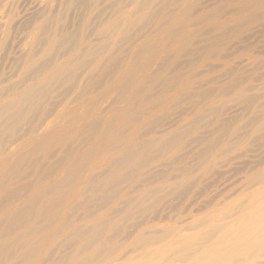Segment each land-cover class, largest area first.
<instances>
[{"label":"bare ground","instance_id":"1","mask_svg":"<svg viewBox=\"0 0 264 264\" xmlns=\"http://www.w3.org/2000/svg\"><path fill=\"white\" fill-rule=\"evenodd\" d=\"M133 1L134 14H117L107 29H101L107 39L98 47L83 49L81 40L75 45L69 37L56 39L50 50L61 52L62 60L38 69L37 79L22 90L4 99L0 96V264H14L15 253H22L28 260L25 264H42L61 237L83 250L94 247L89 264H264V162L243 177L240 194L221 196L217 210L196 218L193 226H148L127 238L129 253L97 259L112 240L116 226L111 224L119 210L95 218L87 212L94 214L93 203H106L108 194V200L117 194L125 175L141 172L143 158L173 159L169 146L175 131L158 136L157 131L145 130L148 121L170 103L193 100V94L199 95L194 92L197 84L206 80L196 81L172 65L155 72L184 45L191 0ZM171 1L177 6L162 12ZM251 4H241V10ZM210 19L218 31L236 20L219 22L213 15ZM34 58L29 68L36 65ZM242 84L237 80L232 99L196 100L194 113L183 117L189 124L210 118L209 124L218 125L211 134L215 144L208 149L205 172L217 166L220 154L237 149L231 137L241 129L249 126L240 135L245 143L264 139V106H256L258 95H251V86ZM204 92L208 98L210 91ZM233 100L247 111V125L232 128L222 118L224 105ZM107 103L110 106L104 110ZM30 174L36 179L19 185ZM189 180L184 175L165 188L177 189ZM163 190L143 189L140 199ZM80 208L86 209L88 219L78 226L75 214L69 217V213ZM71 261L80 264L76 258Z\"/></svg>","mask_w":264,"mask_h":264},{"label":"rangeland","instance_id":"2","mask_svg":"<svg viewBox=\"0 0 264 264\" xmlns=\"http://www.w3.org/2000/svg\"><path fill=\"white\" fill-rule=\"evenodd\" d=\"M249 1H252L250 8L241 10V4ZM133 2L0 0V96L3 95L4 99L14 90H22L37 79L38 69H46L56 60H62V56H58L61 52L55 54L50 50L56 39L69 37L75 45L81 40L83 49L98 47L107 39L101 36V29H107L112 19L121 12L134 14ZM172 5L177 6L175 1H171L170 6H166L162 12H166ZM191 5L187 12L190 20L188 35L185 31L186 37L183 39L184 45L170 54L168 60L160 64L155 72L159 73L172 65L174 69L184 71L196 81L202 78L206 80L197 84L194 92L199 95L193 94L195 99L173 102L165 109L158 110L149 119L150 124L145 129L159 132L158 136L168 130L175 131L174 143L169 146L175 156L170 160H165L166 157L155 160L153 157L156 155L147 160L143 158V170L121 178L117 194L110 195L109 200L108 194L104 201L106 203H93L90 209L95 215L84 208L69 213V217L75 214L79 226L88 219L85 212L95 218L109 211L113 213L119 210L111 224L116 226V230L112 240L105 245V249L102 248L106 251L97 256L99 261L107 256L113 258L129 253L127 238L131 235L130 239L133 238L138 231L148 226H193L196 218H204L217 210L215 205L221 196L231 197L233 194L235 197V193L240 194L245 185V175L264 162V139L257 138L248 143L240 140V135L249 129L248 126L231 137L234 145L238 143L237 149L235 146L233 151L220 154L217 166L205 172L204 165L211 156L208 149L215 144L211 134L218 130V125L209 124L212 121L210 118L195 124L183 120V117L194 113L192 103L196 100L206 102L213 96L224 100L232 99L237 80L243 82L242 86H251V95H258L256 106H264V0H191ZM212 15L219 22L228 23L233 18L236 20L233 19L227 27L218 31L217 25L210 19ZM171 24L172 18L168 21V25ZM178 28L179 26L176 27ZM212 37H215L214 41ZM206 40L210 42L208 45L204 43ZM31 57H35L37 62L34 67L29 68ZM228 61L230 65H226ZM204 91H210L208 98H205ZM113 98L115 97L111 99ZM109 106L107 103L102 108L106 110ZM223 109L225 114L222 118L232 124V128L247 125V111L238 101L227 102ZM41 119L46 121L47 117L43 116ZM23 128L22 131L26 129ZM226 132L222 131L221 134L226 135ZM184 175L190 178L186 185L177 189L165 188ZM35 177L30 174L19 185L35 180ZM158 187L164 188L161 194L155 192L148 199H140L141 190H156ZM218 214L219 212L216 215ZM112 245L113 248L110 249ZM114 245H123V248L117 249ZM92 250L94 251V247L83 250L76 242H69L61 237L47 250L42 264H72L73 258L80 264H89L93 260L89 259ZM15 256L14 264L28 262L17 253ZM142 264L146 263L143 261Z\"/></svg>","mask_w":264,"mask_h":264}]
</instances>
